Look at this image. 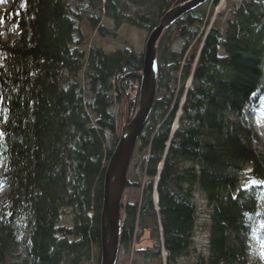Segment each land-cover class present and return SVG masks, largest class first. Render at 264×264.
<instances>
[{"label":"trees","instance_id":"obj_1","mask_svg":"<svg viewBox=\"0 0 264 264\" xmlns=\"http://www.w3.org/2000/svg\"><path fill=\"white\" fill-rule=\"evenodd\" d=\"M88 1L81 9L90 14L103 2ZM105 1V15L116 28L129 25L151 33L171 8L189 0ZM210 1L213 7L220 3ZM25 5L20 39L11 45L0 43V143L8 162L2 177L11 187L0 206V264L7 262L17 227L29 218L31 264H86L92 256L100 264L104 178L112 156L101 137L116 132L110 113L116 100L127 106L126 119L135 114L144 56L89 53L85 76L94 104L87 106L77 85L65 88L63 82L66 73L71 79L77 76L86 58L71 50L74 37L81 35L69 18L66 1L25 0ZM144 5L153 8L149 16L126 9ZM244 5L252 25L230 23L224 34L215 24L205 37L202 29L211 18L202 7L164 33L158 92L133 158L135 165L142 164L146 181L127 180V190L136 188L143 194L137 204H123L120 248L136 242L135 252L155 257L164 249L168 264H176L193 244V198L200 191L211 207L209 255L196 264H248L250 238L258 235L264 219L259 210L264 186L245 187L242 177L263 181L264 155L255 146L257 138L243 112L264 95V2ZM90 21L98 29L101 17L93 14ZM177 40L183 41L180 52L173 50ZM178 81L179 91L173 89ZM184 97L180 126L173 133ZM89 109L97 116L95 126ZM182 162L195 165L181 168ZM70 163L73 181L68 177ZM64 209L72 210L71 229L57 227Z\"/></svg>","mask_w":264,"mask_h":264},{"label":"rangeland","instance_id":"obj_2","mask_svg":"<svg viewBox=\"0 0 264 264\" xmlns=\"http://www.w3.org/2000/svg\"><path fill=\"white\" fill-rule=\"evenodd\" d=\"M67 4L69 18L75 23L76 28L81 35V38L76 35L74 37V45L71 46V50L84 54L86 58L82 61L84 67L83 69L75 76L73 79L69 78L66 73V78L64 84L65 88L69 85H77V93L84 103L89 106L94 104V93L89 85V82L86 79V61L87 56L92 51H102L105 55L110 56L118 52L124 53L129 52L131 55L138 56L141 58L144 56L146 51V45L150 34L147 31L139 30L133 28L129 25H123L119 29L116 28L114 22L110 20L105 14L107 9L103 7L106 4V1L103 0L102 6L91 9V14L83 12L81 9L83 6H88L89 1L80 3L78 0H65ZM126 3L127 0H121ZM245 1L251 0H221L219 8H213V2L210 1L204 6V9L207 10L210 15V23L202 29L204 36L206 37L210 32L211 28L216 24L221 31L225 34L230 23H236L238 26L243 24L252 25L253 19L245 10ZM264 2V0H259ZM25 0H0V43L3 44H14L21 37L20 32V22H21V12L25 9ZM174 8V7H173ZM171 8L170 10H172ZM127 12L139 13V16H149L153 8L151 6H143L142 8H137L133 6L126 7ZM169 10V11H170ZM168 11V12H169ZM167 12V13H168ZM95 15L101 17V21L98 29L92 28L91 16ZM241 29V28H239ZM203 36V37H204ZM81 39V40H80ZM183 48V41L177 40L173 45V50L180 52ZM143 78V72H142ZM67 79L69 82H66ZM181 85L178 81L173 83V89L179 91ZM192 84L188 86V81L185 86V89H190ZM141 88V86H140ZM157 96V95H156ZM140 98V94H139ZM183 99V98H182ZM156 100V98H155ZM155 103V102H154ZM185 104V98L181 100L180 103V115L176 116V121L174 122L173 131L175 124L180 121V118L183 114V106ZM139 101L137 104V108ZM136 108V111H137ZM88 113L91 117L93 126H95L96 117L91 110H88ZM110 113L114 116L116 120V132L115 134L106 132L102 135L103 139V148L106 153L116 150L117 144L122 136L124 126L131 122L126 119L127 117V106L118 100L113 104V107L110 110ZM135 115V114H134ZM133 115V116H134ZM243 119L248 123L249 128L255 134L257 140L255 141V146L259 153L264 155V95L258 97L256 102L251 103L243 112ZM144 132V131H143ZM143 134V133H142ZM2 134L0 131V139ZM139 142V141H138ZM75 147V143L73 144ZM4 147L3 143H0V206L4 201L5 196L11 191V187L4 183L2 175L7 171L8 162L5 155L3 154ZM137 155V152L134 156ZM109 162V161H108ZM108 165V164H107ZM194 162H182L180 164L181 168H190L194 166ZM163 163L159 166V173L162 172ZM74 167L70 163L68 169V177L70 181H73L74 178ZM106 173V172H105ZM133 182H139L141 184L145 183V173L143 172L142 164L135 165L132 161L127 180ZM243 186H251L254 184L263 185V181H253L250 180V177L243 175L242 177ZM159 182V178L156 180V183ZM127 187V185H126ZM142 190L131 188L126 189L122 199V205H134L141 201L142 199ZM155 202L158 208L159 206V195L155 192ZM259 210L261 215L264 217V192L260 196L259 201ZM193 203L197 207L196 219H195V228H194V238L191 249L184 253L182 256L176 258V264H196L201 260V258L208 259L209 255V225H210V215L211 207L206 197L200 192L196 191L193 198ZM1 208V207H0ZM160 211V209H159ZM4 214L9 216V211L6 206H4ZM1 209H0V221L2 220ZM92 218V214L90 215ZM5 219V218H4ZM29 220L25 219V222L21 224L20 227L16 229V240L13 243L11 253L8 255L6 264H31L28 261V249L30 247V237L32 232V227L29 224ZM160 223V219L159 222ZM151 225V224H150ZM148 224V226H150ZM4 226V225H2ZM57 227H64L67 229L73 228V214L71 209H64L61 211L60 219L57 224ZM258 235L255 234L250 238V251L248 252L247 261L248 264H264V219L257 227ZM69 241H75L72 238H69ZM136 242L132 243L129 247L120 248V253L118 256L117 264H168L169 253L167 251L161 252L160 257L148 256L146 254L140 255L134 251ZM145 245H147L145 243ZM97 257L92 256V259L86 264H99L97 263ZM28 261V262H27ZM101 261V258H100ZM101 263V262H100Z\"/></svg>","mask_w":264,"mask_h":264},{"label":"water","instance_id":"obj_3","mask_svg":"<svg viewBox=\"0 0 264 264\" xmlns=\"http://www.w3.org/2000/svg\"><path fill=\"white\" fill-rule=\"evenodd\" d=\"M208 0H189L170 10L148 39L144 54L143 78L137 111L127 123L112 154L105 173L101 212V263L117 264L122 233V199L127 176L138 141L147 127L157 95L159 82L158 46L163 34L186 15L195 12Z\"/></svg>","mask_w":264,"mask_h":264},{"label":"bare ground","instance_id":"obj_4","mask_svg":"<svg viewBox=\"0 0 264 264\" xmlns=\"http://www.w3.org/2000/svg\"><path fill=\"white\" fill-rule=\"evenodd\" d=\"M221 1V0H220ZM208 2H209V0L205 3V5L206 4H208ZM220 4V3H219ZM219 4L216 6V7H213L212 8V11L215 9V8H219ZM204 5V6H205ZM203 6V7H204ZM202 8V7H201ZM164 35V34H163ZM163 37V36H162ZM162 39V38H161ZM160 42H161V40H160ZM159 45H160V43H159ZM159 48H160V46H158V61H159ZM193 79H194V77H193V74L190 76V78H189V80H188V86H190L191 84H192V82H193ZM187 84V83H186ZM157 92H158V89H157ZM185 98V97H184ZM183 98V99H184ZM182 99V100H183ZM177 115H180V113H178ZM134 117V116H133ZM133 117L131 118V120L130 121H132V119H133ZM179 126H180V121H178L176 124H175V127H174V130L175 131H177V129L179 128ZM173 133H174V131H173ZM136 149H137V147H136ZM136 149H135V152H136ZM134 158V157H133ZM133 161V160H132ZM122 209H123V205H122ZM122 209H121V218H122ZM122 234V233H121ZM120 242H121V237H120ZM163 251H165L164 249H163Z\"/></svg>","mask_w":264,"mask_h":264},{"label":"snow or ice","instance_id":"obj_5","mask_svg":"<svg viewBox=\"0 0 264 264\" xmlns=\"http://www.w3.org/2000/svg\"><path fill=\"white\" fill-rule=\"evenodd\" d=\"M262 255H264V254H262Z\"/></svg>","mask_w":264,"mask_h":264}]
</instances>
